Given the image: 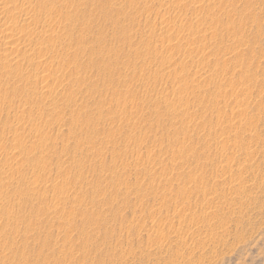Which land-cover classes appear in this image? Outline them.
I'll return each mask as SVG.
<instances>
[{"label": "rangeland", "instance_id": "1", "mask_svg": "<svg viewBox=\"0 0 264 264\" xmlns=\"http://www.w3.org/2000/svg\"><path fill=\"white\" fill-rule=\"evenodd\" d=\"M1 94L0 264H264V0H0Z\"/></svg>", "mask_w": 264, "mask_h": 264}, {"label": "bare ground", "instance_id": "2", "mask_svg": "<svg viewBox=\"0 0 264 264\" xmlns=\"http://www.w3.org/2000/svg\"><path fill=\"white\" fill-rule=\"evenodd\" d=\"M47 2V1H46ZM45 4V3H44ZM17 6V5H16ZM44 6H46L47 7V5H44ZM44 6H42V7H44ZM12 7V6H11ZM19 7V6H18ZM10 8V7H9ZM21 8V7H20ZM24 8V7H23ZM38 8V7H37ZM41 9V8H40ZM44 9V8H43ZM33 10V9H32ZM37 10V9H36ZM42 10V9H41ZM46 10V9H45ZM39 12H40V10H39ZM37 13V12H36ZM42 13V12H41ZM34 19V18H33ZM37 20V19H36ZM38 29V28H37ZM29 31V30H28ZM34 31V30H33ZM33 31H29L28 33H26V34H29V35H31V33L30 32H33ZM37 32V31H36ZM35 32H33L32 34H34ZM40 33H42V31H40ZM37 34H39V33H37ZM29 35H27V36H29ZM41 35V34H40ZM34 40V39H33ZM39 40V39H38ZM9 42V41H8ZM0 96H2V94L0 95ZM89 122V121H88ZM41 142V141H40ZM16 143V142H15ZM18 144V143H17ZM19 145V144H18ZM2 181V180H1ZM17 190V189H16ZM23 191V190H22ZM24 192V191H23ZM13 193H15V192H13ZM20 193H21V190H20ZM18 194V193H17ZM1 195V194H0ZM1 196H3V195H1ZM9 196V195H8ZM24 196V195H23ZM26 196H27V194H26ZM20 197H22L21 196V194H20ZM16 199V198H15ZM0 210H2L3 212H4V214H10L11 212H12V210L14 209V206L12 205V204H10V201H8L7 200V198H6V196L4 197H0ZM14 202V201H13ZM15 204V203H14ZM13 206V207H12ZM10 207H12V208H10ZM12 209V210H11ZM15 210V209H14ZM1 211V212H2ZM9 216V215H8ZM7 218V217H6ZM11 219V218H10ZM13 219V218H12ZM5 222V221H4ZM15 222V221H14ZM10 223V222H9ZM4 225V224H3ZM4 227V226H3ZM16 229V228H15ZM3 231V230H2Z\"/></svg>", "mask_w": 264, "mask_h": 264}]
</instances>
